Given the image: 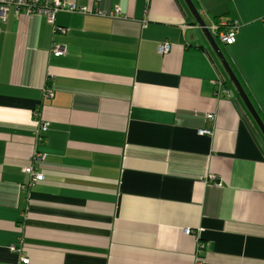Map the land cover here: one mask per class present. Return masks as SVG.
I'll return each instance as SVG.
<instances>
[{
  "label": "crops",
  "instance_id": "obj_1",
  "mask_svg": "<svg viewBox=\"0 0 264 264\" xmlns=\"http://www.w3.org/2000/svg\"><path fill=\"white\" fill-rule=\"evenodd\" d=\"M48 1L87 12L0 16V264H264V139L183 1ZM192 2L264 123V0Z\"/></svg>",
  "mask_w": 264,
  "mask_h": 264
},
{
  "label": "built area",
  "instance_id": "obj_2",
  "mask_svg": "<svg viewBox=\"0 0 264 264\" xmlns=\"http://www.w3.org/2000/svg\"><path fill=\"white\" fill-rule=\"evenodd\" d=\"M9 9H13L15 13H24L25 15H45L50 23H53L54 15L59 10H64L67 12L75 13H85L87 12L85 8L77 9L73 4H67L59 1H53L50 3L48 0H0V16L4 18V15ZM55 30L65 33L64 29L55 28ZM209 30L214 34L219 44L223 46H231L235 43V37L238 32V25L235 22L227 20H219L218 23H213ZM170 52V45L168 43L161 44L157 47V53L161 56H165ZM52 53L55 56H61L63 51L55 47L52 50ZM215 87V95L221 96L225 93L222 90V85L219 81L213 82ZM213 115H207L206 120H212ZM36 124L39 128V131L43 134L47 131L46 124L38 119ZM200 136H211L212 130L201 129L198 131ZM37 140L43 141V136L38 135ZM44 158L43 155L35 153L31 159V164L24 169V174L29 178L30 182L26 187H31L35 182L43 180V176L35 171L34 163L42 161ZM185 234H190V230H185ZM10 251L19 255L18 264H29V260L22 256V248L16 246H10Z\"/></svg>",
  "mask_w": 264,
  "mask_h": 264
},
{
  "label": "water",
  "instance_id": "obj_3",
  "mask_svg": "<svg viewBox=\"0 0 264 264\" xmlns=\"http://www.w3.org/2000/svg\"><path fill=\"white\" fill-rule=\"evenodd\" d=\"M183 3L185 4L191 18H192V26L193 28L197 29L200 31L201 35L205 38V40L208 42L210 47L212 48L217 60L221 64L224 72L226 73L229 82L231 83L232 86H234L237 95L246 110V112L249 114L251 120L257 127V129L260 131L263 139H264V123L261 119V117L258 115V112L252 105L250 99L248 98L247 94L245 93L242 85L236 78L235 73L233 72L229 62L227 61L226 57L224 56L219 43L212 34V32L209 30V28L206 26L203 18L201 17V14L199 13L198 9L192 2V0H182ZM249 123V122H248Z\"/></svg>",
  "mask_w": 264,
  "mask_h": 264
},
{
  "label": "trees",
  "instance_id": "obj_4",
  "mask_svg": "<svg viewBox=\"0 0 264 264\" xmlns=\"http://www.w3.org/2000/svg\"><path fill=\"white\" fill-rule=\"evenodd\" d=\"M215 21H216V20H215ZM218 21H219V20H217L215 23H218ZM219 46H220L221 49L225 47V46H223V45H221V44H220ZM230 66H231V65H230ZM231 68H232V67H231ZM232 70H233V68H232ZM233 72H234V70H233ZM234 73H235V72H234Z\"/></svg>",
  "mask_w": 264,
  "mask_h": 264
}]
</instances>
